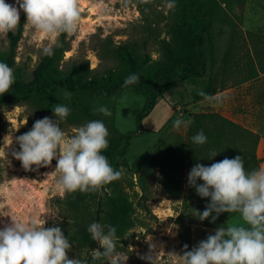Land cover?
Masks as SVG:
<instances>
[{
	"label": "rangeland",
	"instance_id": "374dc122",
	"mask_svg": "<svg viewBox=\"0 0 264 264\" xmlns=\"http://www.w3.org/2000/svg\"><path fill=\"white\" fill-rule=\"evenodd\" d=\"M5 2L19 8L15 0ZM219 3L218 16L209 30L206 74L202 78L179 84L174 91L167 94L168 99L175 105L173 110L176 114H173L171 119L163 120L161 124L159 122L164 110L168 109L169 105L160 99L157 100L151 114L143 120L142 124L146 130L136 135L128 148L129 163L141 155L151 154L157 157L166 172L161 173L160 167H154L153 173L146 179L143 192L135 176L128 170H122L119 182L121 191L134 210L133 226L117 242V250L129 257L127 264H151L149 260L141 259L148 255H152L153 258L158 255L156 264H181L178 258L168 254L171 252L183 254L175 218L188 184L187 171L177 158L176 151H166L167 147L173 149L174 144L186 133L183 125L179 129L173 127L176 119L186 121L187 114L192 112H215L239 125L245 132L258 134L260 138L254 148L255 155L263 160L260 166H264V153L260 154V151H263L261 143H264V93L260 97L261 102L256 103L260 93L254 82L245 81L249 78L248 73L237 67L234 72L229 73L227 69L225 70V58L222 59L225 47L223 38L228 35L236 38L240 34L238 11L239 8H243L244 0H219ZM152 5L164 11L168 9V4L164 0L152 1ZM80 8L79 27L69 36L70 47L64 54L63 67L87 60L89 67L94 69L96 74H102L113 67V63L110 60H100L97 54L100 43L105 39L120 43L134 37L136 26L140 23V14L132 0H80ZM21 19L23 34L18 43L16 65L28 78L43 55V47L52 44L53 40L57 41L58 38L36 32L29 23H26L23 10H20ZM6 46V37H0V49L4 50ZM234 47H237V43ZM205 85H208L209 91L215 90L212 96L219 94L223 98L222 103L217 104L205 99L193 101L195 95L201 92ZM229 85L233 86L230 91L223 92ZM64 91L60 90L56 95L53 106L54 108L61 103L70 109V114L64 121L58 120L61 129L71 136L72 129L92 120H102L109 130V142L116 133L135 129L136 117L145 102L144 97L136 92H123L117 98L99 95L86 98V106L83 102L77 103L76 96L71 92V96L65 98ZM84 106L87 107L86 110ZM100 106H106L111 111V116L97 112L96 109ZM43 116L44 107L41 101L13 105L2 111L4 132L0 140V229L11 223V217L27 221L42 216L47 221L45 227L58 226L61 229H70L74 226V220L63 203L67 192H62L56 187L57 174L52 173L56 168V160L54 159L48 167L37 168L33 165L32 170L26 171L21 162L12 155L13 151H19L16 137L30 131L35 121L42 119ZM50 119L56 121L54 112ZM245 141L250 143V146L246 147L250 150L253 146L252 141H247L244 137L239 140L241 144ZM168 177L178 183V194H172L166 189L165 182ZM235 223H242L239 215L228 220L227 225ZM215 231L216 229L212 228L193 226L191 250L209 235H214ZM72 245V250L68 253L69 258L87 259L88 264H108L106 259L93 260L91 257V249L103 251L98 242L95 241L89 248H79L74 243Z\"/></svg>",
	"mask_w": 264,
	"mask_h": 264
},
{
	"label": "trees",
	"instance_id": "16d2710c",
	"mask_svg": "<svg viewBox=\"0 0 264 264\" xmlns=\"http://www.w3.org/2000/svg\"><path fill=\"white\" fill-rule=\"evenodd\" d=\"M132 1L140 14L136 35L120 43L108 39L100 43L97 53L100 60H110L113 63V67L102 74H96L87 60L71 63L64 68V54L70 47V40L69 35L61 34L57 40L58 46L53 48L54 55L48 57L43 54L30 77L26 78L23 70L16 65L18 43L23 34L22 19L20 20L17 29L6 36V48L0 49V62L7 63L13 69L16 79L9 92L0 95V140L4 132L2 111L7 107L41 101L44 107L42 118H50L55 97L60 90L71 92L76 96L77 103L83 102L86 106V98L95 95L117 98L123 92H136L144 97L145 102L136 117L135 129L116 133L102 154L107 157L114 170L122 172L125 169L135 176L143 192L146 179L153 173L154 167H160L161 173L166 172L157 157L151 154L141 155L129 163L127 151L131 140L146 130L143 120L151 114L157 100H162L173 110L175 105L168 99L167 94L174 91L179 84L202 78L206 74L209 30L218 16L220 3L219 0H174L175 7L164 11L152 5V1L156 0H150L147 4L140 3V0ZM164 1L167 4L170 2ZM131 74H137L139 81L125 87L124 81ZM202 91L210 96L215 94V90H208V85L203 86ZM202 100L204 97L199 94L193 98L195 102ZM83 108L87 109L85 106ZM187 120L192 123L186 128L185 136L174 144L173 149L166 148V151H176L177 158L187 171V180L191 169L198 163L210 166L236 156L243 157L246 171L260 167L263 160L256 157L254 149L260 138L258 134L245 132L239 125L215 112L188 113ZM201 130L207 141L203 145H196L192 142V137ZM243 137L252 141L250 150L246 148L250 143L239 142ZM212 152L218 154L209 158ZM119 182L120 179L104 186L102 195L80 191L65 194L64 207L74 220V226L61 230L71 243L79 248L94 245L95 241L91 240L87 231L92 222L115 227L119 239L133 226L134 210L126 201ZM202 183L201 180L197 181V184ZM165 187L172 194L179 192L178 183L170 177L167 178ZM209 203L210 198L200 197L195 187L187 184L175 218L183 251L185 245L191 250L193 226L212 229L226 227L228 220L239 215L225 212L219 214L215 222H212L211 217L200 221L194 210L202 213ZM84 260L89 263L87 259Z\"/></svg>",
	"mask_w": 264,
	"mask_h": 264
},
{
	"label": "clouds",
	"instance_id": "9594fccd",
	"mask_svg": "<svg viewBox=\"0 0 264 264\" xmlns=\"http://www.w3.org/2000/svg\"><path fill=\"white\" fill-rule=\"evenodd\" d=\"M150 0H140L147 4ZM15 5L0 0V37L14 32L20 24V10L38 33L58 38L61 34L72 35L79 27L81 19L80 0H15ZM168 8L175 7L170 0ZM57 41L43 47L45 56L54 55L53 48ZM139 81L137 74L129 75L124 86ZM16 79L13 69L5 62H0V95L11 89ZM65 98L71 93L64 91ZM209 102L222 103L223 98L217 94L210 96L198 93ZM97 112L111 116L106 106H100ZM56 121L49 117L36 120L30 131L16 137L19 151L12 155L21 162L26 171L32 166L48 167L56 160V187L62 192L80 191L103 194L104 186L119 180L122 172L114 170L102 151L108 147L109 130L102 120H92L85 125L72 129L68 136L59 126L70 114L64 104L53 108ZM191 120L176 119L173 127L187 128ZM207 137L201 130L192 137L196 145H203ZM212 152L208 157H215ZM6 155V153H5ZM50 173V174H52ZM48 174V175H50ZM203 181L197 184V181ZM189 186L195 187L202 198H210V203L201 213L194 210L200 220L212 218L215 222L221 213H239L242 223L228 224L216 229L214 235L200 241L198 246L188 250L184 246L183 254L168 253L178 258L181 264H264V166L246 171L242 156L225 158L205 166L196 164L188 175ZM216 215L213 216L212 214ZM11 217V216H10ZM51 218L55 219V217ZM44 218H31L27 221L11 217V223L0 229V264H87L81 258H69L72 250L69 241L58 226L45 227ZM107 228V231H105ZM87 231L91 240L99 243L103 251L91 249L93 260L106 259L108 264H127L128 255L117 250L119 237L116 228L92 222ZM158 256V255H157ZM152 255L141 257L151 264H156Z\"/></svg>",
	"mask_w": 264,
	"mask_h": 264
},
{
	"label": "crops",
	"instance_id": "0c3cea01",
	"mask_svg": "<svg viewBox=\"0 0 264 264\" xmlns=\"http://www.w3.org/2000/svg\"><path fill=\"white\" fill-rule=\"evenodd\" d=\"M238 16L240 18V34L236 38L229 35L223 38L225 47L222 59L225 58V70L227 69L229 73L234 72L236 67L248 73L249 78L245 81L255 83L260 93L256 99V103H259L262 100L260 97L264 93V0H244L243 8H239ZM235 43H237L236 48L234 47ZM231 87L233 86L229 85L223 92L230 91ZM251 95H253L252 92ZM164 111L159 124L176 114L169 106ZM261 147L263 148V151H260L262 155L264 143H261Z\"/></svg>",
	"mask_w": 264,
	"mask_h": 264
}]
</instances>
